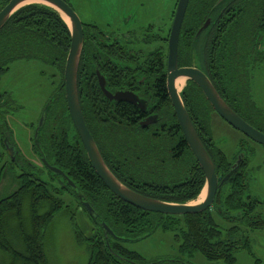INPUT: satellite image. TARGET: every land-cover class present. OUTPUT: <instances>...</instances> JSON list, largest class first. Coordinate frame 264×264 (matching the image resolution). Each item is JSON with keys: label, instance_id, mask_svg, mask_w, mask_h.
<instances>
[{"label": "trees", "instance_id": "obj_1", "mask_svg": "<svg viewBox=\"0 0 264 264\" xmlns=\"http://www.w3.org/2000/svg\"><path fill=\"white\" fill-rule=\"evenodd\" d=\"M218 1L189 0L178 41L179 65L187 62L188 41L196 44L205 32H199L205 21H211L207 27L216 39L214 52L225 54L227 67H234L239 58L247 60L254 44L264 39V0ZM5 4L0 0V10ZM222 8L236 16L221 35ZM83 32L77 93L83 120L105 165L121 184L137 194L173 204L195 202L204 187V174L186 144L167 94L166 50L141 58L109 44L95 25L83 24ZM69 48L68 26L55 10L41 4L24 6L0 30V76L18 60L37 61L53 70L58 81L43 109L44 124L33 140L32 150L40 163L44 159L67 176L96 218L88 215L62 177L49 174L50 179L58 181L57 186L41 180L40 171L36 173V167L30 166L19 151L11 161L4 154L2 137L0 264H51L46 237L54 219H61L69 209L70 204L62 198L64 192L78 204L76 214L85 215L81 228L75 225L74 213L68 218L73 223L74 243L88 254L86 264H146L123 243L106 237L101 224L116 237L130 240L147 238L156 229L174 232L181 241L180 252L189 256L198 253L211 262L233 264L238 250L251 252L250 233L264 232V212L258 210L264 203L249 193V170L240 175L231 173L227 184L218 188L213 205L192 215L146 212L123 202L106 188L89 163L67 110L63 72ZM96 72L104 78L108 92L130 91L145 101L147 108L143 111L126 102L109 101L98 85ZM181 98L210 156L213 109L191 82L182 90ZM2 99L6 97L0 95ZM151 117L153 122L141 127ZM210 158L217 176L229 173L224 157ZM254 264L262 261L255 259Z\"/></svg>", "mask_w": 264, "mask_h": 264}, {"label": "rangeland", "instance_id": "obj_2", "mask_svg": "<svg viewBox=\"0 0 264 264\" xmlns=\"http://www.w3.org/2000/svg\"><path fill=\"white\" fill-rule=\"evenodd\" d=\"M177 1L65 0L84 25H95L106 32L116 29L120 22L131 27H146L154 24L169 30ZM53 75L51 68L37 61L18 60L10 64L8 72L0 78V94L4 95L6 102L11 105L10 108L0 105V129L7 128L8 139L16 145L20 155L27 160L28 164L36 167L35 172L40 171L39 178L57 186L58 181L50 179L51 173L41 165L32 150L36 125L58 81L57 76ZM184 87L185 85L180 91ZM16 107L17 110H15ZM215 119L217 118L210 119L212 139L218 146L231 150L232 139L236 137L229 135L232 133L227 134L222 128L225 124L223 122L218 124V119ZM3 136L6 134L2 133V136L0 134V145ZM257 151L260 153H256L251 159L254 168L251 171L248 189L250 195L264 203V152L261 153V149ZM3 185L5 187L6 183ZM64 193L62 198L66 204H70L69 209L65 216L61 219L56 217L52 222L47 233L45 249L51 264H86L88 254L84 247L74 243L73 223L69 219V214L74 213L75 225L81 228L85 215L81 212L76 214L78 204L67 192ZM199 197L193 203L199 202ZM258 210L264 212V205ZM222 225L226 228L230 226V224ZM249 236L251 252L246 249L238 250L233 264H254L255 259L264 264V232H252ZM123 246L128 251L142 256L146 264H224L208 261L198 253L189 256L180 252L181 241L176 238V233L164 232L161 229H156L149 237L137 242L123 243Z\"/></svg>", "mask_w": 264, "mask_h": 264}, {"label": "water", "instance_id": "obj_3", "mask_svg": "<svg viewBox=\"0 0 264 264\" xmlns=\"http://www.w3.org/2000/svg\"><path fill=\"white\" fill-rule=\"evenodd\" d=\"M35 1L34 3H27ZM224 0H219L218 4ZM5 6L0 10V30L10 19V17L24 6L31 4H41L48 6L55 10L61 18H66L69 21L68 26L70 32V48L67 55L64 72H63V85L65 101L67 110L72 122V125L85 149L87 159L91 164L96 175L101 179L107 189L123 202L146 212L160 213L163 215H192L199 214L209 209L214 202L218 190V178L215 172L214 164L206 152L202 142L200 141L194 126L189 118L181 98V92L176 89L175 83L177 80H182L183 83L188 81L194 83L201 91L205 100L209 103L213 111L230 127L237 130L249 140L264 147V134L244 122L237 116L227 104L221 99L214 87L211 85L208 78L196 68H178L177 55H178V41L180 36L181 25L189 4V0H178L175 16L170 28L167 46L166 58V89L169 96L171 106L174 111L177 123L181 129L186 144L198 163L200 169L204 174V187L205 196L203 200L197 204H173L151 199L132 190L121 184L110 170L105 165L98 148L90 135L85 122L83 120L78 93H77V72L80 57L83 49L84 32L83 24L73 9L65 2V0H4ZM27 3V4H25ZM210 21L202 26L199 32L207 28ZM98 85L104 96L113 102H126L138 109L145 110V103L140 100L134 93L130 91H116L110 93L105 89L104 78L96 72ZM44 110L38 121L34 139H37L38 132L44 124L45 120ZM154 117L146 119L141 123V127L145 128L153 122ZM15 146V145H14ZM10 158L13 160L15 155L8 152ZM41 163L45 169L54 176L62 177L68 187H70L78 196L82 203V207L92 218H96V214L90 205L83 201L82 194L77 190V187L67 178L66 175L56 167L50 166L44 159ZM101 228L106 237L112 238L121 243L137 242L141 239H123L118 238L114 233L105 225L101 224Z\"/></svg>", "mask_w": 264, "mask_h": 264}, {"label": "flooded vegetation", "instance_id": "obj_4", "mask_svg": "<svg viewBox=\"0 0 264 264\" xmlns=\"http://www.w3.org/2000/svg\"><path fill=\"white\" fill-rule=\"evenodd\" d=\"M175 12L176 9L172 16L171 25L175 16ZM235 16L236 14L233 11H228L227 8H222L220 10L219 33L221 35L226 32V25ZM117 25L118 27H116V29L111 32L102 31L109 44H116L120 49L133 51L137 57L141 58L149 56V54L154 51H162V49H165L167 52L168 37L171 25L169 30L163 28V26H154V24L148 25L146 27H131L128 26V24L123 25L120 22ZM210 26L211 21L209 22L208 27ZM208 27L202 36L197 40L196 44H191L190 40L188 41L187 62L183 64L184 66H181L178 64L177 58L178 68L189 67L196 68L201 71L208 78L211 85L214 87L221 99L227 104V106H229V108L244 122L249 125H255L256 127L253 128L264 134V39L254 44L253 51L251 52L250 56L247 57V60H241V58H239V60L234 64V67H227V57L225 54L214 52L216 39H212L211 32ZM212 41L214 42L212 43ZM211 43L213 44L212 49ZM2 76L3 75H1L0 78ZM143 81L144 78L140 80V84H142ZM189 82L190 81L184 83L185 87H187ZM143 102L147 108V103L145 101ZM0 105H4L5 107L8 106V108L11 107V105L6 102V99L0 100ZM213 117L218 119H215L217 120L218 124L223 122L226 125H224L222 128L223 130H226L225 132L227 134L232 133L229 135L236 137L232 139L233 148L231 150L218 146L213 139V144H209L210 146H208L209 152L213 158L222 156L227 160L229 173H220L217 176L219 188L220 186L227 184V180L229 179L231 173L237 172L240 175L244 170L252 171L254 167L252 166L253 163L251 159L255 157L256 153H260L257 151L258 149H261V153H263L264 147L252 142L243 134L230 127L214 111L210 115V119ZM4 130L0 129L1 136L2 133L7 135V128ZM2 145L4 154L11 161H14L18 157V149L16 145L12 143L7 136H3ZM8 152L12 153V155H15L13 160L10 158ZM206 152L208 153L207 150Z\"/></svg>", "mask_w": 264, "mask_h": 264}, {"label": "bare ground", "instance_id": "obj_5", "mask_svg": "<svg viewBox=\"0 0 264 264\" xmlns=\"http://www.w3.org/2000/svg\"><path fill=\"white\" fill-rule=\"evenodd\" d=\"M34 2H35V1H30V2H27V3H34ZM27 3H25V4H27ZM64 20H65L66 23L69 25V21H68L66 18H64ZM184 85H185V84L183 83L182 80H177L176 83H175V86H176V89L178 90V92L182 89V87H183ZM204 196H205V189L203 190L202 194H201L200 197H199V202L202 201V199L204 198ZM199 202H196V203H193V204H197V203H199Z\"/></svg>", "mask_w": 264, "mask_h": 264}]
</instances>
